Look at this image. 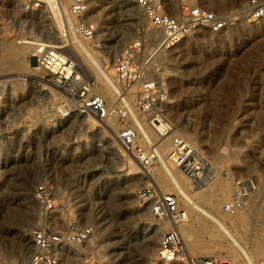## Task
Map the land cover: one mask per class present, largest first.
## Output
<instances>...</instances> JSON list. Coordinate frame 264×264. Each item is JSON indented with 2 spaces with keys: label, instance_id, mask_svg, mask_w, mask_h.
<instances>
[{
  "label": "rangeland",
  "instance_id": "1",
  "mask_svg": "<svg viewBox=\"0 0 264 264\" xmlns=\"http://www.w3.org/2000/svg\"><path fill=\"white\" fill-rule=\"evenodd\" d=\"M121 1L95 0L91 7L95 11L91 17L98 22L105 45L115 49L112 51H120L137 36L138 27L146 25L134 0ZM248 1L209 0L210 8L231 15L232 22L221 33L203 30L186 37L162 61L168 69L171 95L166 111L172 127L169 146L172 136L181 134L210 168L208 187L195 191L192 182L188 186L193 193L191 202L223 218L259 264L264 261V19L250 17ZM15 2L0 0V81L17 77L8 86L0 82V257L15 255L25 264L34 252V229L66 231L78 224L95 226V237L88 244L66 246L63 257L59 254L63 264H71L64 258L67 254L77 258L72 264H179L164 263L157 255L161 231L174 223L160 218L153 199L142 202L137 197L155 181L150 177L159 162L152 160V171L145 173L136 158L122 149L112 133L98 127V122L90 127L82 116H74L58 123L56 108L62 96L42 69L43 78L35 87L25 76L17 75L27 69L22 58L30 55L29 46L19 41L43 25L38 15L25 13ZM41 17L46 20L45 14ZM124 27L129 28L125 35ZM31 59L37 67L36 59ZM104 93L111 95V91ZM53 99L54 105L49 101ZM151 134L153 144L145 145L147 152L163 144L162 137ZM111 147L119 150L116 162L120 165H115ZM129 158L137 162L140 173H127ZM120 166L126 174L114 172ZM158 175L164 192H177L163 173ZM248 178L254 186L248 190L244 208L228 214L225 204ZM40 183L55 191L52 212L34 197V188ZM191 202L181 199L180 206L191 213L177 225L190 254L221 256L227 261L233 255L238 264H246L216 223L195 210ZM151 241L155 243L151 245ZM147 243H151L149 248Z\"/></svg>",
  "mask_w": 264,
  "mask_h": 264
},
{
  "label": "built area",
  "instance_id": "2",
  "mask_svg": "<svg viewBox=\"0 0 264 264\" xmlns=\"http://www.w3.org/2000/svg\"><path fill=\"white\" fill-rule=\"evenodd\" d=\"M208 1L134 0L146 25L142 23L137 36L120 51L112 52L104 44L98 22L89 16L91 0H18L17 4L25 13L38 15L43 25L23 40L29 45L30 57L62 95L56 108L58 116L95 118L101 129L112 133L122 149L146 167L154 148L145 150L138 119L148 122L160 137L172 134L166 114L171 95L163 56L186 37L203 30L220 33L232 22L231 15L210 8ZM247 7L250 17L264 19V0H249ZM43 14L46 20H42ZM156 32L161 37L152 39ZM103 81L111 87L110 96L103 94ZM169 154L194 184L208 176L207 160L181 134L172 136ZM248 190L242 185L225 204V211L231 215L241 211ZM33 194L46 211L56 209L55 191L47 183L36 185ZM137 197L142 202L153 199L162 219L176 225L186 219L179 194L164 192L155 181L143 187ZM95 234L93 225L76 224L66 231L36 228L32 231L34 252L25 264H63L59 255L62 249L88 244ZM157 255L164 263L232 264L221 256L191 255L181 232L173 227L161 231Z\"/></svg>",
  "mask_w": 264,
  "mask_h": 264
},
{
  "label": "bare ground",
  "instance_id": "3",
  "mask_svg": "<svg viewBox=\"0 0 264 264\" xmlns=\"http://www.w3.org/2000/svg\"><path fill=\"white\" fill-rule=\"evenodd\" d=\"M15 1H17V3H18V0H15ZM95 1V0H94ZM94 1L93 0H91V4H90V8L92 7V4H94ZM123 1V0H122ZM121 1V2H122ZM126 0H124V2H125ZM128 1H130V0H127V2ZM126 2V3H127ZM16 3V2H15ZM130 3H131V1H130ZM213 5H214V3H213ZM92 9L93 8H91L90 9V17L91 16H93L92 15V13H94L95 11H93L92 12ZM94 10V9H93ZM92 18V17H91ZM234 18V17H233ZM253 19H256V18H254V17H252ZM95 20V19H94ZM258 20V19H257ZM96 21V20H95ZM100 23V22H99ZM129 28L128 27H124V30H122V28H121V31H123V35H125V34H127V33H129ZM221 33V32H220ZM152 39H158V38H160L161 37V34L160 33H158V32H156V33H153L152 35ZM20 43H23V44H25L26 46H29L28 44H27V41L26 40H21V41H19ZM106 43V41L104 42V44ZM111 46V45H110ZM113 47H114V45H113ZM23 48H24V46H23ZM112 50H115L114 48H112V46L110 47V51L112 52ZM22 60L25 62V64L24 65H26L27 67V69H25V71L23 70L22 72H20V73H17V75L18 76H25L26 77V79L29 81V82H31V84L35 87V85L34 84H36V82L38 81V80H40V79H42L43 77L41 76V74H39L40 73V71H39V67L37 66V67H33V65H32V59H31V57H30V55H26V57H24V59L22 58ZM263 67V66H262ZM259 68H261V67H259ZM96 70V69H95ZM97 72V71H96ZM7 77V76H6ZM15 78H17V77H10V78H6V79H3L2 81H0V82H3L4 84L3 85H11L10 83V81H12L13 82V79L15 80ZM35 82V83H34ZM42 83V82H41ZM103 84H104V86H103V94L104 95H106V96H110V95H108V94H106V93H104V92H110L111 91V87L108 85V83L107 82H104L103 81ZM37 85V84H36ZM39 85V84H38ZM32 86V87H33ZM37 87V86H36ZM47 87V86H46ZM8 88V87H7ZM47 89H48V87H47ZM53 89V88H52ZM39 91V90H38ZM0 93H2V92H0ZM54 93H55V91H54ZM6 94V93H5ZM7 94H8V91H7ZM10 95V94H9ZM43 95L47 98V97H49L48 96V93L47 92H45V93H43ZM60 96H62V95H60ZM33 97V96H32ZM1 99V98H0ZM50 99H51V97H50ZM47 101H48V98H47ZM53 105L55 104V99H53V100H49ZM51 104V105H52ZM264 105V104H263ZM262 106V105H261ZM49 108H51V107H49ZM52 109V108H51ZM262 109V108H261ZM166 111H167V109H166ZM83 117V121L86 123V124H88L90 127H92V126H95L96 125V123L98 122L95 118H93V117H90V116H86V115H84V116H82ZM65 120H67V119H62V118H60V117H58L57 118V121H58V123H62V122H64ZM81 120V119H80ZM99 124V123H98ZM138 124H139V127H140V135H141V140H142V142H143V144H145V145H149V144H153V142H152V138H154L152 135L153 134H151L152 132L154 133V135H157V133L155 134V130H154V128L153 127H151V125L148 123V122H146L144 119H138ZM29 125V124H28ZM112 125H114V123H112ZM88 126V127H89ZM89 127V128H90ZM98 127H99V125H98ZM97 128V127H96ZM150 128L153 130H150ZM150 131H152V132H150ZM9 137V136H8ZM163 138V141H162V143L163 144H160V145H157L156 147H154V154H153V156H152V158H151V160H150V162H149V164L148 165H146V167L145 166H143L142 164H141V162L139 161V160H137L138 161V163L140 164V167H142L143 169H144V171H145V173H149V171H152L150 168H149V166H150V163H151V161L152 160H156V161H158L159 162V167L157 168V171L155 172V174H154V176L152 175L150 178H153L154 180H155V182H157L158 183V181H157V178H158V174H160V173H163L164 175H165V180H169V181H171L172 182V184L174 185V187H175V189L177 190V192L176 193H178L179 194V199H180V202H181V199H183L184 201H192V195H193V193H191V191H189V187L188 186H190L191 185V182L193 183V185H195V186H193V189L195 190V191H201V190H204V185H206L207 186V183H208V177L206 176V179H205V177L204 176H202L200 179H198L199 180V182H198V184H194V182L190 179V177H188L182 170H181V168H179L178 166H176L173 162H172V160H171V158H170V154H169V151H170V147H171V144H170V146H169V142H168V139L170 138V135H167V136H164V137H162ZM247 145V144H246ZM252 146V145H251ZM112 148V154H113V157H112V159L113 160H115L114 162L116 163L115 165H120V164H118V162H116V159L119 157V150H117V148H115V147H111ZM261 151V150H260ZM165 152L167 153V155H168V157L165 155ZM145 154H146V152H145ZM128 158V157H127ZM135 158V157H134ZM170 159V160H169ZM113 162V163H114ZM128 164H129V166H128V174H133V173H137L138 174V167H137V165L138 164H136L137 162H135L133 159H128ZM125 168H123L122 166H120V168H118L117 170L115 169V173L116 174H120V175H122V174H126V172H125ZM159 171H161L160 173H159ZM157 172H158V174H157ZM140 173V172H139ZM113 174V173H112ZM157 177V178H156ZM159 179V178H158ZM190 180V181H189ZM168 182V181H167ZM170 182V183H171ZM107 184L108 185H110V182H107ZM159 184V183H158ZM246 184V185H245ZM245 186H247V187H249V189H250V187L251 188H253V182L251 181V179H247L246 180V182H245ZM248 184V185H247ZM111 186V185H110ZM109 186V187H110ZM208 187V186H207ZM101 189H102V187H101ZM206 189V188H205ZM223 194V193H222ZM215 201V200H214ZM213 201V202H214ZM23 202V201H22ZM191 204H193V206H194V208H195V210H197L198 212H200V213H202V214H204L206 217H208L210 220H212L214 223H216V225L218 226V228L224 233V235L226 236V238H229V240L231 241V244L236 248V249H238V255L240 254V255H242L243 257H244V259H245V262H246V264H255L254 263V261H253V259H252V255H250V252L246 249V247H244L241 243H240V241H239V239H238V237L230 230V228L226 225V223L223 221V218H221L218 214H216V212H213V211H211V210H208L207 208H205V207H203L201 204H198V202L196 203H192L191 202ZM214 205H216V204H213V206ZM182 209H183V211H184V214H185V216H186V219L185 220H187L188 219V215H189V213H191L190 212V210L189 209H187L186 210V208H184V207H181ZM188 210H189V212H188ZM229 214V213H228ZM87 215V214H86ZM85 216V215H84ZM164 220V222H169L170 224L171 223H174V222H170L169 220H166V218H164L163 219ZM184 220V221H185ZM195 220V219H194ZM198 220V219H197ZM248 220V219H247ZM88 221V220H87ZM198 223L199 222H201V220L200 221H197ZM248 222V221H247ZM183 223V222H182ZM190 223V222H189ZM192 224V223H191ZM243 224V223H242ZM244 224H245V222H244ZM187 225V224H186ZM180 226V225H179ZM205 226V225H204ZM171 227H173V226H171ZM173 228H175V229H177L178 227H177V225L174 223V227ZM204 228V227H203ZM194 229V228H193ZM200 231H201V229H200ZM204 231V230H203ZM196 232V231H195ZM198 232V231H197ZM236 232V231H235ZM14 233V236L15 237H17V238H19V236H18V234L17 233H15V232H13ZM127 233V234H126ZM209 233V232H208ZM125 234H126V238H127V236H128V232H126L125 231ZM210 234V233H209ZM124 235V234H123ZM190 235H191V233H190ZM212 235V234H211ZM214 235V234H213ZM240 236V235H239ZM123 237V236H122ZM215 237H217V236H215ZM12 238V237H11ZM150 238V237H149ZM15 239V238H14ZM96 239V238H95ZM112 239V238H111ZM129 239V238H128ZM128 239L126 240V241H128ZM228 240V241H229ZM103 241V240H102ZM150 241V240H149ZM23 242V241H22ZM148 242V241H147ZM152 242V241H151ZM154 243H155V241H153ZM153 242H152V244L151 245H153ZM104 243V242H103ZM190 243V242H189ZM243 243V242H242ZM150 244H148L147 243V245H146V248H149L150 246ZM192 244H194V242L192 243ZM191 243H190V246L192 245ZM105 245H106V243H105ZM109 245V244H108ZM102 246V245H101ZM256 246V245H255ZM34 248H35V246H34ZM216 248V247H215ZM153 249H154V247H153ZM257 249V248H256ZM64 253V249H62L60 252H59V254L60 255H62ZM66 253V252H65ZM121 253V252H120ZM20 256V255H19ZM18 256V257H19ZM62 257H63V255H62ZM61 256H60V258H62ZM65 258V260H67V261H69V262H71V264L72 263H74L75 262V260L77 259V258H75V256L74 255H68L67 254V256L66 257H64ZM28 259H29V257H28ZM24 260V259H23ZM62 260V259H61ZM232 264H238V262H237V260L234 258V256L233 255H231L230 257H229V259H228ZM24 261H26V259L24 260ZM27 262V261H26ZM66 262V261H65ZM77 262V261H76ZM0 263L1 264H23V261H22V259L19 257V259H17V257L15 258V255H14V257L12 256V255H7V254H3L1 257H0ZM76 264V263H75ZM85 264H90V263H85Z\"/></svg>",
  "mask_w": 264,
  "mask_h": 264
}]
</instances>
